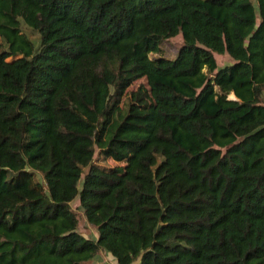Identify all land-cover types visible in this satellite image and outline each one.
Wrapping results in <instances>:
<instances>
[{"label":"trees","instance_id":"16d2710c","mask_svg":"<svg viewBox=\"0 0 264 264\" xmlns=\"http://www.w3.org/2000/svg\"><path fill=\"white\" fill-rule=\"evenodd\" d=\"M254 1L0 0V264H264Z\"/></svg>","mask_w":264,"mask_h":264},{"label":"rangeland","instance_id":"374dc122","mask_svg":"<svg viewBox=\"0 0 264 264\" xmlns=\"http://www.w3.org/2000/svg\"><path fill=\"white\" fill-rule=\"evenodd\" d=\"M254 6H256L255 1L252 0ZM22 30L23 32L33 41L36 42L37 44V35L28 27L22 25ZM36 39V41H34ZM182 44V39L181 36L178 35L174 38L169 39L162 45V52L160 55L157 54H151L150 58H158L162 57L165 59H173L177 53L178 47ZM216 61L218 64V67H223V66H229L233 63V60L227 56H218L216 55ZM139 83H143L142 81L135 83L132 88H135ZM264 103V100H263ZM106 165L110 166V161L105 162ZM73 211H75L78 219V231L79 233L87 239H96V230L92 226H90L84 219L82 215V211L79 208V205L77 202H73L70 206ZM95 263L99 264H114L112 259L108 256L107 253L101 252L95 259Z\"/></svg>","mask_w":264,"mask_h":264},{"label":"water","instance_id":"95a60500","mask_svg":"<svg viewBox=\"0 0 264 264\" xmlns=\"http://www.w3.org/2000/svg\"><path fill=\"white\" fill-rule=\"evenodd\" d=\"M254 29H257V26H255Z\"/></svg>","mask_w":264,"mask_h":264}]
</instances>
